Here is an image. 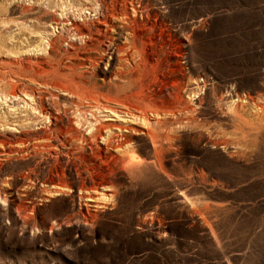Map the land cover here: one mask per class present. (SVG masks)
Masks as SVG:
<instances>
[{
  "label": "rangeland",
  "instance_id": "1",
  "mask_svg": "<svg viewBox=\"0 0 264 264\" xmlns=\"http://www.w3.org/2000/svg\"><path fill=\"white\" fill-rule=\"evenodd\" d=\"M134 1L184 73L151 138L68 89L98 0H0V264H264V0Z\"/></svg>",
  "mask_w": 264,
  "mask_h": 264
},
{
  "label": "bare ground",
  "instance_id": "2",
  "mask_svg": "<svg viewBox=\"0 0 264 264\" xmlns=\"http://www.w3.org/2000/svg\"><path fill=\"white\" fill-rule=\"evenodd\" d=\"M98 3V9H93L94 19L87 25L74 20L72 26L76 33L87 37L84 39L86 47L75 52L76 66H94L102 83L90 84L79 79L73 81L68 89L76 95L80 112L89 110L95 117L103 114L108 120L116 116L120 122L140 124L144 127L142 133L151 138L155 116L183 102L181 84L184 73L180 69L170 71L174 59L167 55L169 43L160 42L154 32L159 29V23L143 17L140 4L137 6L134 0H98ZM53 44L54 41L51 42ZM96 50L100 52L95 54L93 51ZM161 82H165L162 87ZM172 96L177 100L171 99ZM45 112L52 116V113ZM112 124L98 121L94 129L101 134ZM120 137L126 139L127 135ZM135 159L130 156L129 163L133 164Z\"/></svg>",
  "mask_w": 264,
  "mask_h": 264
}]
</instances>
